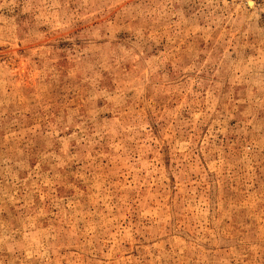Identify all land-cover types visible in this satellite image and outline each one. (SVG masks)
Listing matches in <instances>:
<instances>
[{
    "label": "rangeland",
    "instance_id": "374dc122",
    "mask_svg": "<svg viewBox=\"0 0 264 264\" xmlns=\"http://www.w3.org/2000/svg\"><path fill=\"white\" fill-rule=\"evenodd\" d=\"M0 264H264V6L0 0Z\"/></svg>",
    "mask_w": 264,
    "mask_h": 264
},
{
    "label": "built area",
    "instance_id": "2783aa9c",
    "mask_svg": "<svg viewBox=\"0 0 264 264\" xmlns=\"http://www.w3.org/2000/svg\"><path fill=\"white\" fill-rule=\"evenodd\" d=\"M255 1V3H257V4H263V6H264V0H254Z\"/></svg>",
    "mask_w": 264,
    "mask_h": 264
}]
</instances>
